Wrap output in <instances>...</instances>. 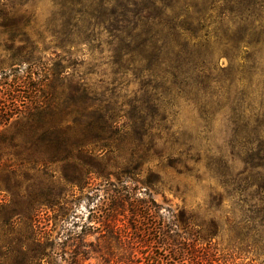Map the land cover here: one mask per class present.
Returning <instances> with one entry per match:
<instances>
[{
  "label": "trees",
  "instance_id": "obj_1",
  "mask_svg": "<svg viewBox=\"0 0 264 264\" xmlns=\"http://www.w3.org/2000/svg\"><path fill=\"white\" fill-rule=\"evenodd\" d=\"M51 2L36 40L27 29V0H0V25L20 42L9 50L11 67L17 65L12 82V72L0 74V128L23 119L21 126L40 136L32 167L61 166L70 191L103 178L97 210L104 215L73 239L105 232L107 256L113 241L119 245L114 264H233L251 251L264 263V0ZM222 58L227 67L219 66ZM183 109L192 113V130L176 123ZM222 111L234 153L211 157L212 125ZM168 171L215 183L209 211L238 226L228 253L204 254L178 235L174 222L187 217L184 210L161 213L152 192ZM16 197L27 195L16 192L0 206V264H24V240L39 241L40 207ZM29 216L33 234L22 238L18 221ZM154 245L170 258L155 260Z\"/></svg>",
  "mask_w": 264,
  "mask_h": 264
},
{
  "label": "rangeland",
  "instance_id": "obj_2",
  "mask_svg": "<svg viewBox=\"0 0 264 264\" xmlns=\"http://www.w3.org/2000/svg\"><path fill=\"white\" fill-rule=\"evenodd\" d=\"M24 9L27 10L26 19H29L27 25L29 34L37 40L35 34L44 30L46 21L52 16L54 6L51 0H27ZM211 17L215 19L216 13H211ZM12 39L6 28L0 25V74L1 71L10 73L17 67V65L11 67L8 55L9 50L17 48L20 42H12ZM49 40L50 38L47 37L46 43ZM44 55L50 65L55 57L52 50L47 51ZM219 66L227 67V59L222 58L219 61ZM14 74L8 78V83L12 82ZM43 74L41 73V75ZM28 82L23 88L25 91H29L28 87L33 85L32 82L31 84ZM11 84L15 86V84ZM22 120L17 123L14 119L7 127L0 128V206L9 204L13 200L14 194L19 192L27 195L24 200L16 197V200L23 202L24 207H40L36 219V227L40 231V236H37L39 241L32 243L31 240H24L29 248L24 264H114L120 253L117 249L119 245H116L115 241H111L114 246L111 249L113 254L107 256L105 232L87 231V234L79 241L73 239L74 232L79 233L84 225H95V219L104 215V208L97 210V204L106 193L105 185L99 187L103 184V178L94 179L90 186L83 191L77 187L70 191V186L60 180L62 178L61 166L52 165L47 172L34 169L31 160L39 154L35 152L36 147H33V143L39 142L40 136L39 134L35 135L30 126L22 127ZM225 120V111L215 116L211 134V157H230L234 153L227 148V143L231 138L225 132ZM176 123L188 130L195 127L194 118L188 109H183L180 112ZM11 137H14L13 140ZM163 176L166 180L165 184L160 185L157 192H152V197L165 216L173 213L178 215L181 210L186 212L187 217L176 218L174 222V228L178 235L188 237L194 249L204 254L223 255L228 253L230 247L234 245L235 239L232 228L238 226L228 224L220 213L216 215L209 211L210 186L215 188V183L206 181L199 184L194 179L178 176L172 171L164 173ZM110 179L112 182H116L114 176H111ZM144 187L140 183L137 184L139 191H144ZM49 191L52 196H49ZM60 193H63L62 198H59ZM141 195L138 193V196ZM49 199H52L53 205L48 204ZM222 209L229 211L230 203L225 202ZM30 216L18 221L15 234L22 238L33 234ZM215 221L219 226L217 232H215ZM68 233H70V238L67 240ZM96 247L101 250V253L94 252ZM151 250L155 260L163 258L166 261L170 258L166 252L158 249L157 245L150 248ZM148 251L149 249L146 250V252ZM142 261L146 262L143 259ZM149 261L151 260L149 259ZM262 262L263 259H257L251 251L249 254L240 255V258L233 264H264ZM147 263L149 262L147 261Z\"/></svg>",
  "mask_w": 264,
  "mask_h": 264
}]
</instances>
